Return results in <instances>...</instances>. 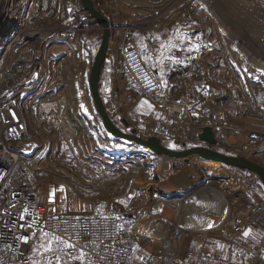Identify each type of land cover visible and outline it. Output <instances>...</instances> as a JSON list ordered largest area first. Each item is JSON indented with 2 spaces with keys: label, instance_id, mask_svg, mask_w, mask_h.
<instances>
[{
  "label": "rangeland",
  "instance_id": "rangeland-1",
  "mask_svg": "<svg viewBox=\"0 0 264 264\" xmlns=\"http://www.w3.org/2000/svg\"><path fill=\"white\" fill-rule=\"evenodd\" d=\"M105 1V6H102L105 12L118 17L122 12L130 15L134 10L131 4H142L144 0ZM206 1L176 0L173 5L162 9L159 5L161 1L149 0L157 5L154 8L160 11L159 14L163 13L164 18L169 15L173 18L169 20L172 21L169 28L174 39L183 42L185 47L186 44L191 45L193 52L187 53L189 61L195 63L202 56L203 60L206 59L203 69H192L194 84L185 83L179 89L182 88L181 92L186 93V89L192 88L188 93L192 92L191 96L195 101L198 100L192 106L203 105L204 98L218 97L214 103L218 104L222 113L213 117L226 130L230 127L263 128L264 74L258 73L252 60L264 53V37H261L264 36V0H212L209 6ZM34 2L32 20L44 26L75 24L83 7L82 4L78 5V0ZM2 11L3 8L0 9V17ZM101 39L102 34L98 32H80L75 41L79 58L75 64L69 65V71L67 54L64 60L57 57L55 70L51 67L61 49L55 47L56 51L49 60L50 69L64 79V76L69 75V84L57 88L52 95L44 93L46 99L41 110H33L30 100L22 103L28 127L25 137L36 139L43 146L40 148L41 153L35 151L36 155L30 157L29 161L32 169L29 180L31 188L39 195L41 202L51 212L68 210L70 205L76 213L122 209L131 214L127 218V237L134 234L135 227L142 228L144 239L139 243L137 252L157 251L162 245L149 228L154 221L150 213L155 195L160 193V179L168 177L184 163H189L197 179H194L195 183L203 182V187L209 183L220 188L231 215L234 213L235 217L228 221L231 217L229 214L230 217L224 218L221 229L210 235H189L187 243L202 241L201 247L206 252L226 256L236 264H264V221L258 216L259 212L264 214V180L261 175L205 160L201 156H191L177 162L166 156L155 155L144 147L154 158L153 163L147 164L142 146L109 134L95 108L90 90L93 62ZM102 69L100 90L104 92L108 112L117 127L143 138L157 136L162 144L170 148H188L187 143L177 144L174 137L159 134V126L169 124L170 115L157 112L129 78L123 75L121 79L111 80L110 83L108 78L111 77V70L107 66ZM206 70L211 77L209 80ZM19 71L21 73L22 69ZM118 102L120 105L116 106ZM114 106L116 109L110 112ZM150 127L153 129L152 134L149 133ZM216 139L224 144V138ZM198 145L207 146L200 140L195 144ZM211 148L223 154L240 155L223 145ZM67 156L76 157V160L68 158L57 172L41 168L43 160L53 163V160ZM169 161L171 169L165 170L164 175L159 174ZM140 188L146 189V193L143 194ZM194 207L204 208L203 204ZM184 218L189 219L186 213L181 221ZM198 221L205 223L201 219ZM249 230L245 236L244 233Z\"/></svg>",
  "mask_w": 264,
  "mask_h": 264
},
{
  "label": "built area",
  "instance_id": "built-area-1",
  "mask_svg": "<svg viewBox=\"0 0 264 264\" xmlns=\"http://www.w3.org/2000/svg\"><path fill=\"white\" fill-rule=\"evenodd\" d=\"M93 1L98 6L106 3L105 0ZM159 1L163 9L176 0ZM0 3V9L3 8L0 17V264H48L53 253L45 252L43 245L53 235L76 245L74 249L59 246L57 255L62 256L61 264H236L226 256L206 252L200 241L187 243L191 234L207 236L221 229L206 228L217 208L213 205L201 211L205 215L200 218L206 225L194 231L189 230L190 226L185 228L186 220L181 221V217L192 194L182 199L161 197L160 193L155 195L151 212L163 222L155 219L150 229L154 227L159 231H156V238L162 248L140 253L137 250L144 236L137 227L132 236H126L127 218L131 214L122 209L109 208L101 213L51 212L40 202L29 181L32 177L29 161L36 155L35 151L41 153L43 146L36 139L25 137L28 127L22 103L30 100L33 110H41L45 100L40 104L38 101L46 99L44 93L52 95L57 88L69 84V75L64 79L50 69L49 60L55 47L61 49L58 55L55 54L51 67L55 70L57 57L64 60L67 54L69 71L77 52L75 41L79 33L102 32L103 28L84 10L75 24L44 26L32 20L34 0H0ZM16 4H20L25 14L17 16L12 12ZM132 6L134 10L128 20L118 22L104 15L113 33L105 59L111 65L113 82L126 76L157 112L170 115L169 124L163 125L168 133L159 134L174 137L175 143H187L188 148L195 146L203 129L211 127L216 138H224V142L232 138V146L226 149L232 151L235 148L240 155L264 164V127H230L226 130L213 117L222 113L214 103L217 97H208L201 106H186L168 95L155 70L145 62L146 49L135 42L133 34L139 29H156L173 18L170 15L164 18L163 13L159 14L160 11L149 2L133 3ZM150 41L154 38L150 37ZM259 56L253 57L252 64L258 73L264 74V53ZM240 137L244 138L248 154L238 147ZM140 189L146 193V189ZM179 201L183 206L175 209Z\"/></svg>",
  "mask_w": 264,
  "mask_h": 264
},
{
  "label": "water",
  "instance_id": "water-1",
  "mask_svg": "<svg viewBox=\"0 0 264 264\" xmlns=\"http://www.w3.org/2000/svg\"><path fill=\"white\" fill-rule=\"evenodd\" d=\"M83 9L87 11L91 17L102 26V39L98 52L95 56L92 68V78L90 82L91 95L95 104V108L102 119L103 124L109 134L124 140L134 142L142 147H146L153 151V154L159 156H166L175 161L185 160L191 156H201L205 160H213L225 164L235 169L247 170L258 173L264 180V165L257 163L244 155H230L223 154L211 148L214 145H223L224 148H230L233 144L232 138L227 142H219L216 139L211 127H205L203 132L199 135V140L204 142L207 146H192L185 149L170 148L161 143L157 136H150L143 138L134 133L130 134L123 132L116 126L111 118L105 100L100 92V76L105 62L109 42L113 36L110 29V22L104 14L96 7L92 0H80ZM238 147L243 150L244 154L249 153V149L244 146V138H239ZM175 166V164H173ZM203 182L195 183L192 169L189 163H184L181 167L177 168L175 172L164 178L163 184L159 185L161 197L169 199H182L193 194L198 188L202 187Z\"/></svg>",
  "mask_w": 264,
  "mask_h": 264
},
{
  "label": "crops",
  "instance_id": "crops-1",
  "mask_svg": "<svg viewBox=\"0 0 264 264\" xmlns=\"http://www.w3.org/2000/svg\"><path fill=\"white\" fill-rule=\"evenodd\" d=\"M150 1H152V0H150ZM92 2L94 3L93 0H92ZM143 2H149V0H144ZM80 4H82V3L80 2V0H78V5H80ZM94 4L105 16H107V17L112 16L111 19H115L118 22L129 19L128 13L122 12V14H120L118 17H114L113 15L110 16L109 13L105 12V9L101 5L98 6V4H96V3H94ZM150 4H152V3H150ZM154 6H157V5H154ZM83 10L84 9L82 7V10H81L82 12L80 11V15L85 13L84 12L85 10L84 11ZM118 10H120L119 7H118ZM155 10H156V8H155ZM168 20H170V19H168ZM94 23H97V22L94 21ZM171 24H172V21H167V22H164L162 26H160L156 29H147V30L139 29L133 34V39L135 40V42L138 45H141L146 49V54L144 57L145 62L149 67H151L152 69L155 70L158 79L165 85L167 92H168V95L171 96L176 102H178L180 104H183L186 106H192L191 104L194 105L195 104L194 102L198 101V100L195 101V99L191 96L193 94L192 92L188 93L190 91V89H192V88L189 87L188 89H186V93H182L181 92L182 88L179 89V87H181L185 83L194 84L195 78H191V75H192L191 73L193 71L192 69L194 67H197V68L200 67L203 69L205 67L204 63H205L206 59L203 60V56L201 55L202 57L201 58L198 57L197 59H199V60L195 61L196 64L193 61L190 62L189 58H188L189 55L187 53L192 54L193 50L190 48L191 45L186 44V47H185V44H183V42H178L177 41L178 39H176V38L174 39L173 34L169 28ZM95 32L97 33V31H95ZM98 33L102 34V32H99V31H98ZM150 37H153L154 41L151 42ZM174 42L177 44H174ZM187 45H188V47H187ZM202 52H204V51H202ZM74 57H75V59L72 63L75 64L77 59L79 58V56H78V54H75ZM104 63L105 64H103V66H107L111 70L110 63L107 61H105ZM78 68H79V66H78ZM206 68H207V66H206ZM208 70H206V78L208 75L207 79L209 80V78H211V77L209 76ZM79 78H80V76H78V80H79ZM100 78H102V77H100ZM108 79H110V83H112L111 82L112 78L110 77ZM172 88H174V89L172 90ZM206 99L207 98H204L203 100H206ZM147 104H148V107L149 106L151 107V104H149V103H147ZM72 115L74 116V114H72ZM234 150H235V148H234ZM176 164H178V163H176ZM190 166H191V164H190ZM175 171L176 170H174V172ZM192 173H193V177H194V172L192 171ZM195 181H197V179H195ZM200 188H198V189H200ZM39 200H40V198H39ZM40 202H41V200H40ZM194 202H195V200L194 201L192 200V203L190 204L192 206V208H190L188 206L190 208V210L189 209L187 210L188 212H186V215L189 217H195V215H197V214L199 216H201V215L204 216V214H205L204 212H199V213L196 212L195 213V210H199L200 208H198V207L193 208V205L203 204V207L209 206V205H213V206L215 205L214 203L209 204L210 202H204V203L203 202L202 203H194ZM215 203L217 204V199H216ZM42 204H44V203H42ZM45 206H47V205H45ZM74 207L76 208V205H74ZM72 208H73L72 205H70V208L68 210H65V211L61 210V211H56V212H67V211L76 212ZM214 210L215 211H213V212H217V214L219 215V210L218 209H214ZM231 213H230V215H231ZM228 217H230V216H228ZM234 217H235V215L233 213L231 215V217L228 218L227 220L228 221L232 220V219H234ZM202 240H204V239H202ZM200 242H202V241H200Z\"/></svg>",
  "mask_w": 264,
  "mask_h": 264
},
{
  "label": "bare ground",
  "instance_id": "bare-ground-1",
  "mask_svg": "<svg viewBox=\"0 0 264 264\" xmlns=\"http://www.w3.org/2000/svg\"><path fill=\"white\" fill-rule=\"evenodd\" d=\"M207 2V4H208V6H209V3L210 2H212V0H207L206 1ZM206 2L204 3L206 6H207V4H206ZM245 2V1H244ZM214 3V2H213ZM1 4V3H0ZM154 7V6H153ZM216 7V6H215ZM218 8V7H217ZM12 12L15 14V15H20V16H22L23 15V13L25 14V12L21 9V6H20V4H16V5H14L13 7H12ZM264 24V23H263ZM258 25V24H257ZM261 27V26H260ZM256 29H257V27H256ZM257 32V31H256ZM261 37H264V36H261ZM263 44V43H262ZM44 98H42L40 101H38V104H40V103H43L44 102ZM117 105H120V102H118V103H116V106ZM116 106H114L111 110H110V112H114V110L116 109ZM38 107H40V105H38ZM40 109H41V107H40ZM98 116V115H97ZM93 120H95V119H93ZM152 127V126H151ZM150 127V131H149V133L150 134H152L153 133V129ZM158 130H160L159 131V133H168V129L165 127V126H159V128H158ZM230 138V137H229ZM229 138H227V140L229 139ZM227 142V141H226ZM143 148V150H142V153H144L146 156H147V158H145L146 159V163L148 164H150V163H153L154 162V158H153V156H152V154L150 153L149 154V152H147L146 151V149H144V147H142ZM230 151H231V149H229ZM68 158H70L71 160H76L75 158L76 157H72V156H67V157H61V158H57V159H55V160H53V163H51V162H49V161H46V160H43L42 162H41V168H43V169H51V171H54V172H57L58 170H59V166L60 165H62ZM170 160V159H169ZM56 161V162H55ZM165 163V162H164ZM172 167V166H171ZM170 168V161L167 163V164H165V168H163L161 171H159L158 173L159 174H161V175H164L165 174V170H168ZM171 169V168H170ZM170 171V170H169ZM163 182H164V178L162 177L161 179H160V184H163ZM223 192H222V190L220 189V188H217V187H213V186H211L209 183H207V185H205V187H202V188H200V189H198V190H196L195 192H194V194H192V196H190L189 198H188V200H187V202H186V204L184 205L185 206V210H184V212L183 213H186V212H188L187 210L189 209L190 210V204L192 203V200L194 201L195 200V202L194 203H197V202H206L207 200L208 201H216V199H217V204L216 203H214L215 204V206L217 207L216 209H218L219 210V215L218 214H216V212H213L212 214H211V218H210V220H209V223H208V226L206 227V228H219V227H222V225H223V221H224V218L225 219H227L228 218V215L231 213V211H230V208H229V205L227 204V202H225V199H224V197H223ZM204 198V199H203ZM181 206H183V203H180V201H179V203H176V205H175V209H177V208H179V207H181ZM189 206V207H188ZM205 207V206H204ZM210 207V206H209ZM201 211H203V208L201 209H199V210H195V213L196 212H201ZM152 212H153V210H152ZM152 212L150 213V216L153 218V220H155V219H157V217L158 216H154L153 214H152ZM156 212V211H155ZM205 215V214H204ZM258 215V214H257ZM198 215H195V217H189L188 216V218L189 219H185L184 218V220H186V222H185V228H188V226H190V229H192V231H194L193 229H195V230H199V229H201L202 227L201 226H204V225H206V223H200V221H198V220H200L201 218H200V216H198ZM202 216V215H201ZM258 216H260V219L262 220V221H264V214L262 213V212H259V215ZM141 218H142V216H141ZM182 218V217H181ZM195 218H198V220L196 219L195 220ZM159 219H160V217H159ZM159 219H157L158 221H160V222H163V220H159ZM184 220H182V221H184ZM212 220V221H211ZM193 221V222H192ZM199 223V224H198ZM264 223V222H263ZM158 224V223H157ZM153 226V225H152ZM158 226H160L159 224H158ZM138 230H139V233H142V228L140 227V226H138V228H137ZM150 229V228H149ZM155 228L153 227V228H151L150 229V233L152 232L153 233V235H155V237H156V234H158L159 233V231L158 230H154ZM189 229V230H190ZM158 233H157V232ZM186 233L185 232H183V235H185ZM165 239V238H164ZM167 244V243H166Z\"/></svg>",
  "mask_w": 264,
  "mask_h": 264
},
{
  "label": "snow or ice",
  "instance_id": "snow-or-ice-1",
  "mask_svg": "<svg viewBox=\"0 0 264 264\" xmlns=\"http://www.w3.org/2000/svg\"><path fill=\"white\" fill-rule=\"evenodd\" d=\"M21 219H23V217H21ZM251 230L246 231L244 233L245 236H247L249 234ZM45 237H48V234L45 233L44 234ZM24 242L27 243V238H24ZM56 245L57 247H54L53 245ZM62 245L63 248L65 249H74L76 247L75 244L71 243L69 240H64L62 239L60 236H55L53 235L51 238L46 239V244L43 245V247L45 248V252H51L53 253V259H50L48 261V264H61V260H62V256L61 255H57V250L59 248V246ZM74 258H78V257H74ZM66 264V262H65Z\"/></svg>",
  "mask_w": 264,
  "mask_h": 264
},
{
  "label": "trees",
  "instance_id": "trees-1",
  "mask_svg": "<svg viewBox=\"0 0 264 264\" xmlns=\"http://www.w3.org/2000/svg\"><path fill=\"white\" fill-rule=\"evenodd\" d=\"M101 34V33H100ZM103 70V69H102ZM101 83H102V81H101V78H100V82H99V86H100V88H101ZM100 92H101V94H102V96H104V92L102 91V90H100Z\"/></svg>",
  "mask_w": 264,
  "mask_h": 264
}]
</instances>
